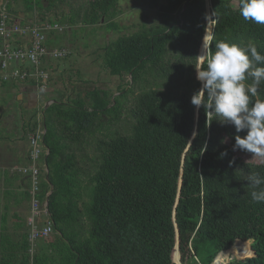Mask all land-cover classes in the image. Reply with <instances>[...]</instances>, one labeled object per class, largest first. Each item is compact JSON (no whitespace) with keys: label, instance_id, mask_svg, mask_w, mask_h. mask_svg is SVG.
Listing matches in <instances>:
<instances>
[{"label":"trees","instance_id":"trees-1","mask_svg":"<svg viewBox=\"0 0 264 264\" xmlns=\"http://www.w3.org/2000/svg\"><path fill=\"white\" fill-rule=\"evenodd\" d=\"M0 1L12 14L17 0ZM23 2L25 10L38 13L30 24L62 27L45 30L52 48L67 49L59 42L78 24L104 18L109 28H118L111 20L118 0H86L67 12L66 0ZM238 2L151 0L158 22L102 47L110 74H130L117 95L92 87L41 108L48 151L38 196L44 199L52 190L47 209L56 238L32 252L27 230L21 243L9 241L5 249L2 240L8 239L1 237L0 264H264V203L252 201L246 180L252 173L264 176V161L236 156L235 136L246 130L237 133L217 119L209 124L205 109L191 103L202 87L196 66H206L203 43L212 52L218 40L251 41L264 54V25L244 20ZM48 11L56 18H47ZM68 54L43 61L40 68L47 71L52 59ZM128 95L130 106L124 103ZM259 98L264 99V84ZM125 108L132 119L129 131L104 134L105 119L115 121ZM41 125L33 119L22 129L27 133ZM90 144L93 155L87 153ZM23 196L29 200V191ZM246 241L251 256L222 260L228 251L250 255Z\"/></svg>","mask_w":264,"mask_h":264},{"label":"rangeland","instance_id":"rangeland-1","mask_svg":"<svg viewBox=\"0 0 264 264\" xmlns=\"http://www.w3.org/2000/svg\"><path fill=\"white\" fill-rule=\"evenodd\" d=\"M7 1V0H6ZM86 0H66L65 5H62L63 11L67 12L69 8H74L79 4L85 3ZM164 2V0H156V4ZM151 0H118L116 6V14L111 20H113L118 28H109L107 22L102 21L95 25L81 26L80 24L73 26L75 32H67V36L62 38L59 43L62 46H66L69 54L66 58L62 59H52L50 61L48 71V82L46 88H44V94L46 97L63 98H76L78 94L84 95L87 90L92 87L103 88L108 91L111 95H117L121 87L126 85L129 79L128 74L112 75L103 66L102 61V47L110 40L116 38L122 33H130L138 29L139 26L145 24L150 25L158 22L157 6L150 5ZM12 10L14 15H25V23H30L31 18L38 16L36 11H27L24 9L23 0L12 1ZM12 13V14H13ZM46 17L56 18V15L52 11L45 13ZM29 21V22H28ZM64 31V30H63ZM62 31V32H63ZM61 32V34H63ZM200 59V58H199ZM49 92V94H48ZM4 98L0 99V104ZM133 100L132 95H128L124 99V103L130 106ZM16 101V99L11 100V102ZM31 114H35V109L30 110ZM13 118V117H12ZM3 117L0 120V146L4 148L11 144L13 139L19 135V129L22 123L21 120H14ZM39 121L41 125L42 117L40 115L34 116V120ZM109 117L105 119V124L103 128L104 134H110L115 131L120 133H127L130 128L132 119L125 108L122 110L115 121H109ZM44 128L41 125V129ZM21 129V128H20ZM87 153L93 155L92 144L86 147ZM235 155L240 157L244 161L250 162H263L258 158H253V155L248 152H241L239 150L235 151ZM17 169V168H15ZM42 172V170H41ZM24 193V192H23ZM23 193H20L23 195ZM56 238V234L52 232L47 238H43L41 241H51ZM40 242V240H39ZM244 242V241H242ZM248 246L249 241H246ZM236 243V242H235ZM234 245V244H233ZM232 245V246H233ZM250 247V246H249ZM251 249V254L238 257L233 252L228 251V257L222 256V260L227 263L229 260L234 258L244 259L253 254Z\"/></svg>","mask_w":264,"mask_h":264},{"label":"clouds","instance_id":"clouds-1","mask_svg":"<svg viewBox=\"0 0 264 264\" xmlns=\"http://www.w3.org/2000/svg\"><path fill=\"white\" fill-rule=\"evenodd\" d=\"M238 11L244 20L264 25V0H239ZM214 48L209 52L208 46L202 45L206 66H196L202 87L191 103L205 109L209 124L217 119L234 125L237 133L246 130V135L235 136L233 151H245L264 161V99L259 98L264 84V54L251 41L237 44L218 40ZM246 180L252 201L264 203V176L252 173Z\"/></svg>","mask_w":264,"mask_h":264},{"label":"built area","instance_id":"built-area-1","mask_svg":"<svg viewBox=\"0 0 264 264\" xmlns=\"http://www.w3.org/2000/svg\"><path fill=\"white\" fill-rule=\"evenodd\" d=\"M62 30L58 23L42 24L20 23L13 18L0 1V80L31 81L37 88H46L48 72L41 69L43 61L61 58L66 48L49 47L46 44L47 29ZM45 130L37 127L28 133L29 161L17 170L29 179L31 211L27 219L30 251L39 239L47 238L53 232V224L45 204L40 199L41 159L43 154V134Z\"/></svg>","mask_w":264,"mask_h":264},{"label":"crops","instance_id":"crops-1","mask_svg":"<svg viewBox=\"0 0 264 264\" xmlns=\"http://www.w3.org/2000/svg\"><path fill=\"white\" fill-rule=\"evenodd\" d=\"M26 19L23 14L18 15L17 18V20ZM43 91L44 89L37 88L31 82L16 81L6 83L0 80V99L4 98L0 104V120L5 116L9 118L8 120L13 118L15 121L23 120L20 127H15L19 129L21 135L15 137L11 144L5 148L0 146V238L6 237L8 239V241L2 240L1 249H5L6 246L9 247V241L21 243L24 240L22 233L25 230L29 231L27 219L31 211V196L29 193V200H26L20 194L25 190L29 191V179L26 175L18 172L17 169L26 165L29 161L28 133L30 131L27 133L23 132V123L32 121L36 115L37 118L38 115L42 117L43 110L41 108L44 109L54 101L53 97L44 98L47 93L44 94ZM14 99L16 101L11 102ZM33 109H35L34 115L30 111ZM47 151V148H44L43 145L41 176H44V178H47L45 174L47 168L43 156ZM39 240L32 245V252H38L48 242L41 241L42 239Z\"/></svg>","mask_w":264,"mask_h":264},{"label":"water","instance_id":"water-1","mask_svg":"<svg viewBox=\"0 0 264 264\" xmlns=\"http://www.w3.org/2000/svg\"><path fill=\"white\" fill-rule=\"evenodd\" d=\"M209 19H210V17H209ZM207 46H208V43H207ZM200 60H202V59H200ZM129 77H130V74H129ZM51 191H52V190L49 189V191H48V193H47V197H46V201H45V204H46L47 207H48V196H49V194L51 193ZM238 241H240V240H237L236 242H238ZM234 244H235V243H234ZM177 248H178V244L175 246V249H176V250H177ZM218 254H219V253H218ZM218 254H217V255H218ZM217 255H216V256H217ZM216 256H215V258H216ZM215 258H214V260H215ZM214 260H213V261H214ZM213 261H212V262H213ZM211 264H212V263H211Z\"/></svg>","mask_w":264,"mask_h":264}]
</instances>
